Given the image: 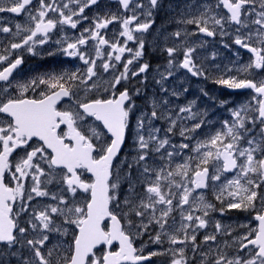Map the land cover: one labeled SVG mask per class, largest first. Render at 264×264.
Listing matches in <instances>:
<instances>
[{"label": "snow or ice", "instance_id": "6c2138e0", "mask_svg": "<svg viewBox=\"0 0 264 264\" xmlns=\"http://www.w3.org/2000/svg\"><path fill=\"white\" fill-rule=\"evenodd\" d=\"M117 4L0 0V13L27 17L0 26V264H264V0H188L150 41L164 0ZM198 35L252 56L217 63ZM146 45L163 54L154 73ZM28 54L73 67L24 78ZM181 70L250 96L217 127L197 99L171 105L188 92L165 87ZM149 73L164 95L143 110L129 85ZM231 210L255 225L214 219Z\"/></svg>", "mask_w": 264, "mask_h": 264}, {"label": "flooded vegetation", "instance_id": "af4514ba", "mask_svg": "<svg viewBox=\"0 0 264 264\" xmlns=\"http://www.w3.org/2000/svg\"><path fill=\"white\" fill-rule=\"evenodd\" d=\"M144 2L146 3V0H144ZM186 2H188V0H164V4H165L164 10L158 13H154L157 19H156V24L154 25L153 29L150 30L152 35H156L157 31L161 27H165L168 31L174 30L176 25L172 23V19L174 16V12L172 11V9H175L177 5H183ZM191 2H195V0H191ZM213 2H215V0H213ZM104 3L109 5L113 11H115L118 8L117 0H104ZM176 10L179 11L181 9H176ZM86 12L88 15L92 14L91 11L86 10ZM26 21H27V17L24 14H20L19 16H17L16 14H12V13H0V22H6V24H0V26L14 27L16 23L24 24ZM87 26H88L87 22H85L82 25V27H87ZM228 30L230 32L232 31L231 28H229ZM65 31H67L69 35H72L74 32H76V30L69 31L67 28L65 29ZM5 35L7 34L0 33V40H2ZM109 35H111V32L109 33ZM193 39L196 41H199L201 39L207 40L208 43L205 46V54H210L212 51H217L218 53H220V56L217 58V60L221 63L225 62L227 64V62L229 63L230 60L232 61L238 60L239 63L243 64V63L248 62L252 56L250 52L245 51L238 45H232L230 49H226L224 47L225 43L232 44V40L230 37H220V36L205 37L202 35H198L194 37ZM237 53H239L238 56H237ZM156 55L157 53L154 54V56L152 54L151 62H154L153 64L157 63ZM46 59H47V63H45V60H42L39 57H33L31 56V54H28L26 56L25 64L21 66V70L23 72L24 78H29L32 75H34L35 74L34 70H36L38 65H41V64H44L45 68L55 69L58 66L59 61H64L65 63H63L62 67L64 68L73 67V64L70 62L73 60V58L64 57V56H56V57H47ZM75 65L79 66L78 60L75 61ZM177 73L181 75V80L182 81L184 80V82L189 81L190 79H193L195 81H205L202 78L192 77L190 75L185 76L183 70L178 71ZM213 75H216V73H213ZM208 82L210 83L205 86V89L207 90L214 89L213 94L210 92V97L212 96L215 99L218 98V96L221 94L219 90L221 87L218 85H214L211 82V80H208ZM229 94H230L229 97H232V100H233L230 106H227V108L230 109V107L231 108L234 107L236 103H239V102H242L248 99L250 96V90H246L242 94H237L236 92L229 93ZM65 103H67V101H65ZM214 103L217 104L216 101H214ZM216 112H218V110H216ZM84 178L90 179L87 173L84 174ZM208 230L211 231V227ZM205 231L201 230V234L197 237L198 241L202 239V236L205 233ZM143 239L147 240V237L145 236L143 237ZM117 248H118V244H114L113 249L115 250ZM162 260L163 258H153L154 264H162Z\"/></svg>", "mask_w": 264, "mask_h": 264}, {"label": "rangeland", "instance_id": "374dc122", "mask_svg": "<svg viewBox=\"0 0 264 264\" xmlns=\"http://www.w3.org/2000/svg\"><path fill=\"white\" fill-rule=\"evenodd\" d=\"M152 36H154V35H151V36H148L147 37L149 41L152 39ZM129 46L130 47H133L134 45L130 42L129 43ZM154 49L155 48L153 46L146 45L147 52L148 51H151L154 54ZM161 60H163V63L161 64V65H163L165 63L164 58H163V55L161 56ZM216 62L217 63H221L218 60H216ZM78 64H80L79 61H78ZM221 64H226V63L224 62V63H221ZM153 67H154L153 68V73H154L155 66H153ZM161 71H163V68H161ZM153 73H149V76L152 75ZM142 78H143V76L139 77L138 78V81L140 82L142 80ZM134 79H132L131 82H134L133 81ZM158 79H159V77L156 80H158ZM153 80H154V78H153ZM156 80H154V84H153L151 90L150 91H147L146 92V96L143 97L142 104H138V100L136 98V103H137V105L139 106L140 109L148 110V107H149L148 100L151 97H153L154 94L157 95V96H163L164 95V93H161L160 92V85L156 83ZM182 82H184V81H181V77H175V80L170 77L168 79V82L165 84V87H170V86H177L178 87V84L180 86V84H182ZM187 85L189 86V91H188V93H184L182 95V97H185V98H188V100H191L189 98V92H190V84H189V82H187ZM142 86H143V92H144L146 90V86H144V85H142ZM142 95H144V94H142ZM191 98H192V100L193 99H197V103H198V105H199L200 108H207V109H209L210 106H208L206 104V98L203 95H198L196 93H193V94H191ZM169 99H170L171 105L174 106V98L169 97ZM224 101H227V99L224 100ZM228 105H229V103L224 104V105H221L220 102H219L218 112L217 113H214V114H209V115L213 116L211 119L213 120V122H216V126L217 127H219V123H218L219 121L226 120V119L229 118L230 113H229V108H227ZM157 123L161 127H165L166 126L163 122H157ZM178 136L179 135H176V136L173 137V143H179L181 141V137H178ZM132 151H133V149L131 148V141H129V146L126 147V150H125V153L124 154H127V153L132 152ZM207 195H208V198L211 199V197H212L211 196V193H207ZM257 207H259V205ZM234 211H235V215H236L237 220H238V222H239L240 225L249 224V222H251L250 219L248 218L250 216V212H241V211H237V210H234ZM252 213H254V212H252ZM221 215L222 214L218 215L216 218H220ZM223 225H227V224H223ZM206 231H209V230H206Z\"/></svg>", "mask_w": 264, "mask_h": 264}, {"label": "trees", "instance_id": "16d2710c", "mask_svg": "<svg viewBox=\"0 0 264 264\" xmlns=\"http://www.w3.org/2000/svg\"><path fill=\"white\" fill-rule=\"evenodd\" d=\"M14 261V260H13Z\"/></svg>", "mask_w": 264, "mask_h": 264}]
</instances>
